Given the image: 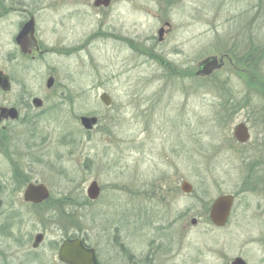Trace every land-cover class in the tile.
<instances>
[{
  "label": "rangeland",
  "instance_id": "1",
  "mask_svg": "<svg viewBox=\"0 0 264 264\" xmlns=\"http://www.w3.org/2000/svg\"><path fill=\"white\" fill-rule=\"evenodd\" d=\"M94 1L0 0L15 10L0 20V70L13 87L7 99L40 96L46 104L7 133L21 161L10 162L0 148V264H61L54 245L73 235L100 264H230L236 257L263 264L264 212L247 210L239 197L225 227L209 213L217 197L238 188L226 165V101L264 96L249 86L246 66L260 59L255 78L264 84V0H111L107 8ZM30 15L49 50L35 60L12 37ZM224 54L232 63L222 71L194 76L197 62ZM50 76L56 87L49 92ZM81 116L98 124L86 131ZM12 165L14 176L23 175L14 182ZM28 178L50 192L39 206L23 199ZM92 182L96 200L87 196ZM36 233L46 236L40 257L28 256L34 236L26 237Z\"/></svg>",
  "mask_w": 264,
  "mask_h": 264
},
{
  "label": "flooded vegetation",
  "instance_id": "2",
  "mask_svg": "<svg viewBox=\"0 0 264 264\" xmlns=\"http://www.w3.org/2000/svg\"><path fill=\"white\" fill-rule=\"evenodd\" d=\"M14 12L15 10L12 7L11 8L3 7L2 5H0V20L2 19V17L5 16V14L9 13L10 15ZM31 20H34V28H35L34 32H35V37H36V19L33 15H30L28 19L23 17L21 18V20H19V22L16 24V26L13 29L12 37L15 42V49H18L24 57L35 60L37 57H42L45 54H47L49 50L42 49L41 43L40 41H38L39 49L34 51L31 55H25L20 45L17 42L18 36L23 31L26 24H28ZM219 59L224 60V66L222 67L221 70L215 73H218L225 68L226 61H229L232 63V58H230L229 54H224L223 56L219 57ZM199 62H197L196 64V68H195L196 71L194 72V76L197 77L198 79L205 78V77H200L197 75L199 71L198 69ZM235 69H238V68L235 67ZM0 72H2L3 75L8 77V80L11 86L10 90L8 91H5L0 87V133H1L0 142L2 144L4 143L3 146L0 145V148H4V150L6 149L7 156L9 157L10 162L11 160L18 162V161H21V158H19L21 154L17 152L16 145L11 144V141L13 143L14 140L13 138L10 139L7 133L8 132L10 133L9 129H11L12 126L18 124L19 122L20 123L25 122V124H29L30 120L32 121L35 120L36 114L45 112L46 104H45V99L40 96H30L29 99L23 100V101L22 100H16L15 102L9 101L7 99V96L11 93L13 89L11 77L9 74L5 73L3 70H0ZM49 78L54 79V82L51 87H48L47 82H46V88L50 92L55 89L56 80L53 76H50ZM251 87L259 92L258 89H260V87L258 86V84H256V82L254 83L252 81ZM229 99H230L229 102L226 101L227 107L225 108L226 109L225 112L226 111L227 112L221 114V116L223 120L225 121V125L229 126V130L227 131L228 155H227V162H226V165L228 164V170H229L228 174L231 175V179H232V176H235L236 182L238 178V188L237 190L231 191V193L222 194V195H230V196H233L234 198L232 209L230 211L231 215H232V212H235V211L237 212L236 208L240 206L239 197H241L242 199H244L243 197H246V200L244 199V202H245V207L247 210L253 211V212H264V96L257 97V98L254 96L249 97L247 95L242 96V97L233 96V97H230ZM37 100L41 102L40 105H37L36 103ZM255 104H259V105L256 106ZM12 109H14V111L17 113V117L15 118L9 112V110H12ZM239 114H242V121L235 124V121L237 120L236 117ZM238 128H242L246 133V139L244 141L239 140V138L236 136ZM255 132H259V136H257V138L254 139L253 134ZM27 146L33 147L31 145H27ZM11 169L13 170L12 182H14L16 178L17 179L22 178L23 175L14 176L15 166L12 165ZM29 180L30 179L28 178L27 183H26L27 186L31 184H34V185L41 184V183H38V181L36 180H30V181ZM2 189H3L2 185L0 184V200H1L0 216L3 215L4 212L2 211L5 206V201L1 197ZM23 199H24V195H23ZM252 200H256V203L254 205L251 203ZM25 203L32 205V206H39L38 204H33V203H28V202H25ZM12 217H13V220H15V217L17 216L13 213ZM12 224L13 223H11V226ZM4 226H2L1 228L3 229ZM40 234L43 235V240L38 246H35L36 237ZM9 236H13V234L11 233ZM33 236H34V240L31 245V250L28 251L27 252L28 254L26 255L28 256L33 255V257H37L41 254L39 253V250L42 244L44 243L46 236L43 233H36L34 235L30 234L26 238L29 239V238H32ZM67 239H80L82 240V245L84 247H86L87 249H93L90 246H88V244L83 238L78 237L77 235L66 237L60 243H55L54 248H53L54 252L56 249L57 259L59 263L61 264H67L65 262H62L59 257V251H60L61 244ZM56 244H57V247H56ZM93 250L95 251L96 260L98 264H100L98 260V254L95 249ZM26 259L29 260V258H26ZM234 259L231 261L230 264H232ZM261 262L264 264V256L262 257Z\"/></svg>",
  "mask_w": 264,
  "mask_h": 264
},
{
  "label": "water",
  "instance_id": "3",
  "mask_svg": "<svg viewBox=\"0 0 264 264\" xmlns=\"http://www.w3.org/2000/svg\"><path fill=\"white\" fill-rule=\"evenodd\" d=\"M111 4V0H95L94 6L99 7H109ZM166 27H170V23L165 24ZM34 20H31L24 27L23 31L17 38V42L20 45L23 53L25 55H31L34 51L38 50V41L35 37L34 30ZM165 32V27L159 30L160 41H163ZM224 66V60L219 59L217 56H210L203 60H201L198 64V73L197 75L200 77H209L213 75L215 72L222 69ZM54 82L53 78L48 80L47 86L51 87ZM0 87L8 91L10 90V82L8 77L3 75L0 72ZM101 101L106 105L110 106L112 103V99L106 93L101 95ZM37 105H40V101H36ZM12 116L17 117V113L14 109L9 110ZM82 126L86 130H92L98 123V118L96 117H81ZM236 136L239 140L244 141L246 139V133L242 128L237 129ZM193 190L192 185L188 182H184L182 184V191L185 193H191ZM88 197L90 200H96L100 194V188L96 182H93L87 191ZM50 197V192L48 188L43 185H34L31 184L27 186L24 193V200L28 203L33 204H41L44 201L48 200ZM233 196L230 195H222L218 197L212 204L209 218L212 224L216 227H224L228 223L229 216L231 214L232 204H233ZM1 206V200H0ZM193 224L197 223L196 219L192 220ZM43 240V235L40 234L36 237L35 246H38ZM59 257L62 262L67 264H98L96 260L95 251L93 249H87L82 245V240L80 239H67L65 240L60 247ZM232 264H247L242 258H236Z\"/></svg>",
  "mask_w": 264,
  "mask_h": 264
},
{
  "label": "trees",
  "instance_id": "4",
  "mask_svg": "<svg viewBox=\"0 0 264 264\" xmlns=\"http://www.w3.org/2000/svg\"><path fill=\"white\" fill-rule=\"evenodd\" d=\"M247 51H249L248 52V54H252L253 53V50H247ZM259 52H261V53H264V50L262 49V50H259ZM258 52V53H259ZM261 56V55H260ZM245 60L243 59H241V62L243 63ZM240 62V63H241ZM246 62V61H245ZM261 62V60L260 59H253V58H250L249 59V61H248V63L246 62V66L248 67V69L250 70V74H251V82H250V84H249V86H252V81L255 83L256 82V76H259L258 75V70H257V67L259 66V63ZM241 63V64H242ZM258 84V86L260 87V89H258L259 90V92H261L262 94H264V84H263V82H258L257 83ZM260 84V85H259Z\"/></svg>",
  "mask_w": 264,
  "mask_h": 264
}]
</instances>
